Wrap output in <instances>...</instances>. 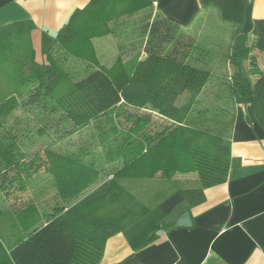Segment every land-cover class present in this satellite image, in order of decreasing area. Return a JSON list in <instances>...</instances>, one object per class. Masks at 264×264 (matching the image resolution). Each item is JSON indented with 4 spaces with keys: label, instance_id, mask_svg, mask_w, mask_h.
<instances>
[{
    "label": "trees",
    "instance_id": "1",
    "mask_svg": "<svg viewBox=\"0 0 264 264\" xmlns=\"http://www.w3.org/2000/svg\"><path fill=\"white\" fill-rule=\"evenodd\" d=\"M160 1L89 0L56 33L44 65L34 59L33 25L0 29V83L9 89H0V120L16 110L49 109L64 117L71 134L96 127L105 152L104 159L85 148L62 153L51 140L27 153L13 135L0 139V193L7 200L25 195L30 180L46 171L58 200L48 214L33 200L18 212L15 232L0 236V264H100L111 237L179 192L181 201L161 221L175 227L180 215L206 201L207 189L227 181L233 165L234 118L225 128L224 109L204 101L235 105L252 97L264 128V73L252 55L264 53V18L253 42L236 30L226 94L220 88L212 100L202 99L211 71L188 61L194 37L163 13L143 25L140 50L119 55L110 67L100 63L94 40ZM74 59L94 68L73 77L65 64Z\"/></svg>",
    "mask_w": 264,
    "mask_h": 264
},
{
    "label": "crops",
    "instance_id": "2",
    "mask_svg": "<svg viewBox=\"0 0 264 264\" xmlns=\"http://www.w3.org/2000/svg\"><path fill=\"white\" fill-rule=\"evenodd\" d=\"M88 4L89 0H0V29L16 24L33 25L34 59L46 64L56 33L74 11ZM149 8L148 21L163 13L180 23L181 32L194 37L188 61L211 71L202 99L208 94L214 97L220 88L229 85L232 73L229 55L238 27L253 42L258 22L264 18V0H161ZM203 14L213 15L219 24L230 28L225 43L210 39L212 35L207 34L210 26H206L205 19L202 26L193 27ZM215 54L227 68L226 80L216 74ZM252 55L264 73V53L253 50ZM233 118L230 133L233 165L228 179L207 189L206 201L189 211L192 226L162 227L163 217L181 201V194L175 192L156 207L157 217L147 220L151 211L111 237L100 264H264V128L259 123L254 99H237Z\"/></svg>",
    "mask_w": 264,
    "mask_h": 264
},
{
    "label": "rangeland",
    "instance_id": "3",
    "mask_svg": "<svg viewBox=\"0 0 264 264\" xmlns=\"http://www.w3.org/2000/svg\"><path fill=\"white\" fill-rule=\"evenodd\" d=\"M149 15H151V8L140 11L131 17L123 18L114 26L115 33L113 35L95 41L97 55L102 65L110 67L119 55L127 59L131 57V53L140 50V47L146 40V35L143 33V25L150 19ZM207 17L211 18V22H209L210 20ZM202 19L207 21L206 26H210V29L207 31V34L212 35L210 39L216 43H225L230 28L226 25L219 24L213 15L208 16L206 14L200 15L195 24H193V27L202 26L204 23H202ZM130 20L131 23H129ZM215 51L218 52V49H215ZM215 59L217 60L216 74L223 78V80H226L228 73L227 68L223 66L222 62H219L221 60L220 56L215 54ZM39 63L44 65L45 61ZM89 66L90 65L75 59L66 61L65 64V67L70 70L72 76L76 78L82 76L85 69ZM93 68L94 67L90 66L88 70ZM3 83L4 80L0 83V89L2 88L1 90L7 93L9 89L6 88L7 84L5 85ZM225 88L226 87H224L221 94L224 93ZM225 94L226 92L223 95ZM205 99L212 100L213 97L208 94ZM203 105H205V107L212 105L221 106L225 114L223 115V121H221L222 125L225 126V128H231L234 107L231 101L222 103L204 101ZM64 120V117L60 116V114L53 113L49 109L41 110L37 107L34 108L31 113L24 112L23 110H16L5 120H0V139L4 138L5 134L8 136L13 135L14 138L17 139L21 150H25L27 153L42 151L50 144L51 140H54V142H56L54 149L62 153L66 151L70 153H80L78 149L81 150L85 148L88 154L91 153L95 157L102 156L103 159L105 158L102 140H99L101 136L99 132L96 131V127L87 126L71 134L70 126H68ZM66 127H69L67 137L63 136ZM104 131L106 132L107 130L105 129ZM95 188L96 187L93 186L85 191V193L77 197V200H81L95 190ZM55 193L53 176L46 171L40 172L30 180L29 188L25 195L18 194L19 197L15 198L13 194V196L7 200L6 197L0 193V236L2 234L6 235L15 232L13 231V226L17 222L18 212H20L22 208H25L32 200L42 213L48 214L52 212L53 208L58 203ZM155 210L156 208L152 210L147 220L155 218L158 213V211Z\"/></svg>",
    "mask_w": 264,
    "mask_h": 264
},
{
    "label": "water",
    "instance_id": "4",
    "mask_svg": "<svg viewBox=\"0 0 264 264\" xmlns=\"http://www.w3.org/2000/svg\"><path fill=\"white\" fill-rule=\"evenodd\" d=\"M178 227L189 228L192 226V220L189 211L184 212L176 221Z\"/></svg>",
    "mask_w": 264,
    "mask_h": 264
}]
</instances>
